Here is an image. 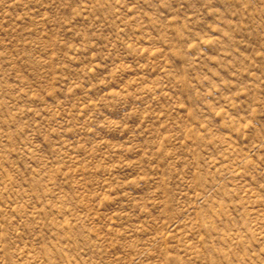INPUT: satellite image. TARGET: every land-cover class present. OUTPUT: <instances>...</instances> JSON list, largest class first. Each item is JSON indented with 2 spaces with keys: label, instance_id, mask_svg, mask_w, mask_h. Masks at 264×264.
<instances>
[{
  "label": "rangeland",
  "instance_id": "374dc122",
  "mask_svg": "<svg viewBox=\"0 0 264 264\" xmlns=\"http://www.w3.org/2000/svg\"><path fill=\"white\" fill-rule=\"evenodd\" d=\"M0 264H264V0H0Z\"/></svg>",
  "mask_w": 264,
  "mask_h": 264
}]
</instances>
